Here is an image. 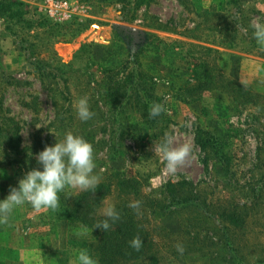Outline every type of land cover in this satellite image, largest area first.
Here are the masks:
<instances>
[{"label": "rangeland", "instance_id": "374dc122", "mask_svg": "<svg viewBox=\"0 0 264 264\" xmlns=\"http://www.w3.org/2000/svg\"><path fill=\"white\" fill-rule=\"evenodd\" d=\"M13 1L0 12V72L26 82L0 79V97L23 151L20 164L0 155V264H97L92 229L68 216L76 197L107 183L98 215L108 216L118 196L148 212L149 199L162 200V186L180 180L193 183L213 213H240L234 246L248 263L263 260L264 0H67L72 15L64 21L45 11L44 0ZM38 61L50 78L37 77L31 63ZM135 66L160 99L154 125L139 104L117 116L102 101L105 70L125 76ZM56 87L70 100L59 104L57 129L49 92ZM198 130L218 139L227 164L199 148ZM130 177L140 182V198L116 186ZM194 210L146 224L147 257L223 264L214 229L222 217L184 221Z\"/></svg>", "mask_w": 264, "mask_h": 264}, {"label": "trees", "instance_id": "16d2710c", "mask_svg": "<svg viewBox=\"0 0 264 264\" xmlns=\"http://www.w3.org/2000/svg\"><path fill=\"white\" fill-rule=\"evenodd\" d=\"M9 3L0 1V12L9 8L11 5H16L19 2L13 0H6ZM123 3L130 4L131 0H121ZM132 7V11H134ZM17 15L16 14H13ZM132 17L127 21L131 22ZM78 33V32H77ZM75 32L71 33L72 36ZM34 69L36 70L38 78H50L48 73H44L47 63L34 62ZM0 66L1 62H0ZM126 68V67H124ZM124 69H108L105 70V75L99 82L103 88L104 99L103 102H112L113 111L119 116L125 107L136 103L139 104L140 110L150 125L158 122L161 113L159 105L160 99L154 95L151 78L145 75L139 66H135L128 71L125 76L122 75ZM221 75V74H219ZM1 83L5 85H13L15 87L22 86L25 82L9 81L4 72H0ZM54 81L59 80L55 75L51 76ZM43 86V81H40ZM211 86V83H206ZM68 91V88H65ZM51 96V104L54 108L55 119L59 120L58 124L54 126L58 128L61 121L64 106H59L60 102H67V93L63 94L56 87L49 90ZM35 102V98L31 103ZM32 110L33 108L30 107ZM60 118V119H59ZM90 127V126H88ZM91 129V127H90ZM195 142L202 150H211L213 156L225 164L228 163L226 155L222 152V145L218 139L210 132L205 130H198L195 135ZM21 144L20 127L18 123L8 115V111L2 109V98L0 97V147L2 151L0 155L7 160L21 163L20 154L23 150L19 148ZM5 160V159H3ZM1 164H5L1 162ZM140 182L135 178L117 179L116 186H118L125 195L130 198L132 193L140 198L138 191L140 189ZM196 186L186 180L177 182H167L162 186L161 193L164 195L162 200L150 198L147 205L148 212L143 208V205H128V200L124 197L118 196V201L113 206L112 211L108 216H101L96 213L99 202L109 195V185L107 183H100L96 186L87 188L80 193L68 213L71 221L80 225L86 226L93 231L94 253L93 261L97 264H134L137 261L145 263L147 260L150 264H156L154 257H147L151 253L147 250L149 247V234L146 227L150 221L160 218L166 212L175 210L176 212L188 211L195 209L194 212L186 216L184 221L193 222L194 225L208 224L210 219L215 215L221 220V227L218 224L214 229L222 233V238L217 240V243L222 245L223 264H251L245 258L241 257L239 250L234 246L230 231L232 229H239L243 226L244 219L240 213L234 210L230 213H213L204 201L200 200L198 193H196ZM144 210V211H143ZM213 220V219H212ZM218 227V228H216ZM255 264H264V259Z\"/></svg>", "mask_w": 264, "mask_h": 264}, {"label": "built area", "instance_id": "2783aa9c", "mask_svg": "<svg viewBox=\"0 0 264 264\" xmlns=\"http://www.w3.org/2000/svg\"><path fill=\"white\" fill-rule=\"evenodd\" d=\"M45 11L56 21L70 19L72 13L67 0H44Z\"/></svg>", "mask_w": 264, "mask_h": 264}]
</instances>
